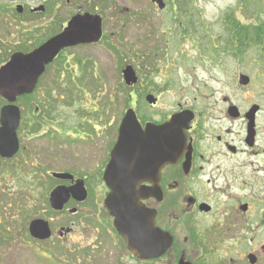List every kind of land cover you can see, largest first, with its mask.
Returning a JSON list of instances; mask_svg holds the SVG:
<instances>
[{
  "label": "flooded vegetation",
  "instance_id": "obj_1",
  "mask_svg": "<svg viewBox=\"0 0 264 264\" xmlns=\"http://www.w3.org/2000/svg\"><path fill=\"white\" fill-rule=\"evenodd\" d=\"M95 1L105 7V1ZM170 3L180 14L177 0ZM148 4L145 15H139L144 26L159 13L158 9L168 6L164 3L159 7L157 0H148ZM37 7L30 8V13L45 11L44 6L43 11H34ZM81 9L60 24L61 30L75 15H98L99 41L62 50L45 66L38 82L67 50L100 43L105 50V14L94 12L97 7ZM245 45L233 42L229 48L240 55ZM145 55H137L138 65L132 67L136 83L128 87L122 81L123 89L137 90L139 77L153 69L154 55ZM74 60L81 64L80 56ZM89 79L81 82L88 83ZM71 82L76 83L73 78ZM35 89L18 99L28 100ZM146 89L145 94H128L135 100L137 136L147 139L149 124L157 128L168 124L173 115L189 112L183 131L184 149L173 157V131L153 129L150 145L160 164L153 166L149 156L144 164L138 163L133 155L135 148L130 147L122 154L125 170L121 178L127 183L120 188L115 182L119 177L110 180L108 166L121 120L130 107L105 123V109L93 108L94 98L85 92L81 97L87 103H72L76 107L71 109V124L64 123L63 117L53 111L51 98L56 97L52 95L32 101L28 109L20 111L17 148L10 156L0 154V264H264V174L257 160L263 152L258 144L264 132V125L258 124L261 110H256L249 134L246 113L250 108H236L233 114L229 112L233 104L227 103L221 110L223 116L217 119L212 117V109L180 101L172 110L158 111L159 96L150 93V87ZM69 95L74 102L75 93ZM148 95L154 103L146 100ZM237 122L242 123L241 130L235 129ZM148 150L146 145V155ZM112 193L137 194L140 212L143 209L152 215L155 228L169 238L164 251L141 257L128 246L114 224L110 206L118 207L121 218L128 220H134L139 211L132 207L126 211L125 204H107Z\"/></svg>",
  "mask_w": 264,
  "mask_h": 264
},
{
  "label": "rangeland",
  "instance_id": "obj_2",
  "mask_svg": "<svg viewBox=\"0 0 264 264\" xmlns=\"http://www.w3.org/2000/svg\"><path fill=\"white\" fill-rule=\"evenodd\" d=\"M103 1L105 7L93 3L95 0H0V66L13 53H27L57 34L60 24L80 6L81 10L97 7L94 12L105 14V50L100 43L62 53L39 80L34 94L28 100L17 99L21 111L32 101L52 95L56 97L51 98L53 111L71 124L73 104L87 103L81 97L87 92L94 98L93 108L105 109L106 123L118 118L122 110L133 108L130 92L145 94L150 87V93L159 96L158 111L172 110L180 101L212 109V117L217 119L227 103L239 111L256 104L261 110L258 124L264 125V0H177L180 14L171 0H164L168 6L158 9L145 26L139 15H145L148 0ZM18 4L23 6L22 13L15 8ZM39 5L45 7L43 13H30V8ZM254 25L261 29L254 32ZM33 26L36 28L29 30ZM232 31L234 35L246 31L240 40L246 44L240 55L229 48L234 42ZM145 52L156 59L151 73L139 77L137 90L123 89L121 70L125 65L136 69L137 55L146 57ZM76 56L81 57V64H75ZM240 74L249 78L247 85L238 83ZM85 77L90 78L88 83L81 82ZM70 92L75 93L74 102ZM3 104L1 100L0 107ZM241 124L237 122L235 129L241 130ZM258 144L264 152V132ZM263 152L257 160L264 174Z\"/></svg>",
  "mask_w": 264,
  "mask_h": 264
},
{
  "label": "water",
  "instance_id": "obj_3",
  "mask_svg": "<svg viewBox=\"0 0 264 264\" xmlns=\"http://www.w3.org/2000/svg\"><path fill=\"white\" fill-rule=\"evenodd\" d=\"M159 7H162L163 0H157ZM17 12L21 13L23 8L21 5L16 6ZM34 11H43V6H39ZM101 36V18L98 15H91L85 13L83 15H75L69 19L66 27L63 30L47 39L40 46L28 53L15 52L9 60L0 66V98L7 103L0 109V154L2 156H10L15 152L17 148L16 129L19 124L20 112L19 108L13 103L16 99L24 94H30L33 92L37 81L43 73L45 66L54 60L58 53L65 49L79 44H90L99 41ZM123 79L127 85L136 83L137 78L131 66H127L122 71ZM249 78L245 75L239 76V84L247 85ZM146 100L149 103H154L152 96H147ZM237 107L230 106L229 112H237ZM258 105L254 104L250 110L246 113L249 125V134L253 127L254 116ZM188 113L181 112L172 116L171 121L167 124L159 126L157 128L149 124L146 127L145 134L149 138L140 139L138 135L139 128L135 119V114L132 109H128L122 119L119 135L117 141L112 150V158L108 166L110 180H113L115 176L120 180L115 181L120 183V187L126 180L121 178L123 171L125 170L123 162H121L123 152L127 151L130 147H134V158L138 163H143L147 157L153 166L160 164L159 159L151 150V135L153 129L160 132L173 131V138L170 139V155L176 156L184 149V137L183 131L188 122ZM136 135V138H135ZM132 136L131 139H128ZM150 147L148 155L144 151L145 146ZM169 155V156H170ZM144 164V163H143ZM144 166L141 167V172ZM107 170V171H108ZM114 170H116L114 172ZM139 170V168H138ZM116 173V174H115ZM105 180V174H104ZM142 196L141 198H144ZM137 194L124 195L112 193L107 200V204H125L126 211L129 208L137 209L138 215L134 220H128V218H121L120 209L118 207H111L110 212L115 217L114 224L119 229L120 233L126 238L128 246L141 257H150L154 254H158L166 249L169 244V238L166 234L155 228L153 224V217L146 211L141 209L138 203Z\"/></svg>",
  "mask_w": 264,
  "mask_h": 264
},
{
  "label": "trees",
  "instance_id": "obj_4",
  "mask_svg": "<svg viewBox=\"0 0 264 264\" xmlns=\"http://www.w3.org/2000/svg\"><path fill=\"white\" fill-rule=\"evenodd\" d=\"M261 29V25H254L253 26V31L254 32H256V31H258V30H260ZM246 32V31H245ZM245 32H243V33H236L235 35H234V31H232V36H231V38L233 39V41H234V43H236V42H238V43H241L240 42V40H241V37H243L244 35H245ZM232 44V43H231ZM0 61H1V59H0ZM4 61V60H3Z\"/></svg>",
  "mask_w": 264,
  "mask_h": 264
}]
</instances>
